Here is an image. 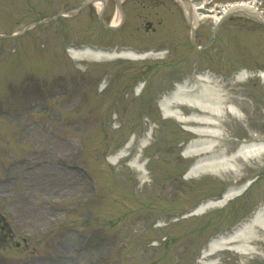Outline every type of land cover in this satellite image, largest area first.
<instances>
[{"label":"rangeland","instance_id":"rangeland-1","mask_svg":"<svg viewBox=\"0 0 264 264\" xmlns=\"http://www.w3.org/2000/svg\"><path fill=\"white\" fill-rule=\"evenodd\" d=\"M83 1L0 0V34H5L0 37V131L24 141L11 152L0 141V177L7 179L0 187V217L8 220L12 212L19 216L21 227L35 231L53 214H60L64 204L76 201L87 187V176L66 168L73 163L77 144L82 146L79 160L95 180L90 200L67 217L49 245L21 241L23 232L14 229L11 244L2 247L6 253L2 261L39 264L27 255L58 253L52 263L44 264H94L93 252L78 251L76 236L66 231L82 225L88 236L94 229L114 233L112 245L123 246L121 253L110 246L102 255L105 264H200L209 239L229 231L263 203L264 154L239 160L236 170L184 178L199 157H187L184 151L194 134L175 119L165 118L159 101L174 80L210 69L219 76L223 92L234 96L231 103L240 113L219 118L223 135L219 148L229 154L244 142L264 140V28H248L247 19L233 18L220 27L208 48L198 51L189 41L176 2L126 0L134 19L116 30L102 28L95 7L88 5L75 16H58L18 38L8 36ZM106 6L103 19L109 22L115 1L107 0ZM134 20L142 25L148 21L154 29L145 30ZM211 27L210 22L199 27L197 32L203 35L200 39L197 34V45L206 43ZM111 42L152 45L166 52L137 61H76L65 56L69 45L99 47ZM17 47L21 48L16 52ZM175 48L177 54L171 55ZM240 71L249 77L238 82L234 76ZM100 75L104 77L99 79ZM104 78L108 86L99 91ZM140 83H145L144 89L135 95ZM13 143L12 138L7 141ZM120 150L125 156L111 162L109 157ZM23 156L30 161L8 163ZM135 156L141 163L139 172L130 167ZM37 161L43 164L36 166ZM249 181L253 183L224 207L184 217L200 202ZM57 200L60 212L48 206ZM102 217L111 219L109 227L100 226L107 221ZM85 241L79 240L78 247ZM251 245L263 253L246 256L245 263L264 264V234ZM213 258L218 264L244 262V256L229 250L218 251Z\"/></svg>","mask_w":264,"mask_h":264},{"label":"bare ground","instance_id":"bare-ground-1","mask_svg":"<svg viewBox=\"0 0 264 264\" xmlns=\"http://www.w3.org/2000/svg\"><path fill=\"white\" fill-rule=\"evenodd\" d=\"M105 2L106 0H95L93 5L97 11H100L104 7ZM217 12L219 13L216 14ZM222 12L223 9L219 11V9L216 10L211 8L209 10V15L203 16H212L214 19H217ZM120 22L121 13L115 10L111 19V25L118 26ZM148 54L147 56H161L163 53L153 54L148 52ZM70 55L75 60L112 59L113 57L138 58L136 57L137 54L132 51L102 53L87 47L85 49H71ZM200 75L202 76H197V79H194V81L186 79L181 83H177L178 85L171 92L164 94L161 98L164 116L176 119L178 122L184 124L186 130H190V132L194 134V138L185 149L186 155L199 156L188 170V176L191 177H199L204 173L214 174L219 170H236V165L242 158L247 159L249 157L264 154L263 139L245 142L240 148H236V150L229 154L225 153V148H219V141L223 140V135L221 136L219 127L221 124L219 118L227 113L240 116L239 109L231 103V101H235L234 96H230L228 93L223 92V86L219 84L220 81L207 73ZM247 77L248 76L242 72L238 74L235 79L241 82ZM140 87L141 85L137 87V91ZM182 107H186L193 111H190L189 114H185ZM213 152H215L213 155L206 156L207 153ZM124 155L125 154L120 151L111 156L110 159L115 163L118 159L124 157ZM138 162L139 157L135 156L130 165L134 169L140 170L141 164ZM247 186L248 184L243 186H229L222 192L221 198L215 200L208 199L199 203L191 210L190 215L198 216L206 213L208 210L224 207L227 202L243 193ZM258 230L260 232H258ZM263 234L264 201L248 219L245 218L228 233H221L208 241L206 248L202 252L205 258L202 264H218L214 258H211V255L221 250H229L244 256V262L241 264H248L245 263L246 256L263 253L259 251V249H256V246L251 245L252 240L262 239Z\"/></svg>","mask_w":264,"mask_h":264}]
</instances>
